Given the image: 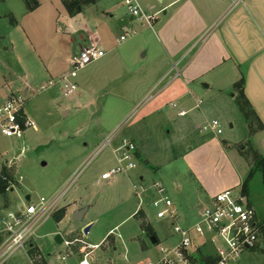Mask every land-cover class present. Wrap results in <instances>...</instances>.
Instances as JSON below:
<instances>
[{
	"label": "rangeland",
	"instance_id": "obj_1",
	"mask_svg": "<svg viewBox=\"0 0 264 264\" xmlns=\"http://www.w3.org/2000/svg\"><path fill=\"white\" fill-rule=\"evenodd\" d=\"M37 1L39 6L29 11L25 0H0V105L13 94H23L26 86L22 80L26 79L31 90L24 111L36 124L22 135L11 137L0 129V171L7 168L15 180L14 190L0 195V208L16 209L27 195L34 202L40 197L52 198L72 184L41 229L40 239L35 240L37 264H80L86 253L91 264L154 260L160 246L174 245L180 237L168 221L157 219L152 206L156 192L150 189L142 194L144 203L140 207L133 185L150 188L161 183L180 215L181 225L195 224L198 212L207 205L206 196L228 189L239 193L255 170L253 132L247 129L236 103L231 106L235 118L230 120L228 112L219 116L207 110V96L196 94L203 100L197 109L194 98L189 96L179 104L171 88L161 91V76L155 79L153 75L145 82L143 71L161 66V0H152L157 5L153 28L138 19L131 20L122 0H96L90 6L85 0H73L83 12L72 19L67 18L64 0ZM145 1L139 0L141 5ZM104 11L114 13L116 18L105 20ZM97 18L103 21V31L111 28L117 47L113 62L107 67L95 62L81 70L79 89L73 96L65 97L60 85L42 90L52 81L46 67L54 57L65 61L79 49L67 35L56 33L57 25L66 19L81 25ZM126 33V40L121 41ZM74 38L81 43L78 35ZM144 53L146 58H142ZM175 101L189 111L186 117H177L171 107ZM203 111L205 116L201 115ZM197 115L200 119L193 121ZM213 119L222 124L220 136L201 132ZM230 123L235 127L230 128ZM124 140L136 148V169L97 185L100 174L115 165L113 151ZM43 162L47 165L42 166ZM248 188L249 203L256 208L264 229L262 170L255 171ZM72 205L76 210L91 208L81 223L73 220L71 210L67 219L57 222L54 215L60 210L66 214ZM88 222L91 229L85 235L83 229ZM58 234L71 243L69 248L65 243L57 244ZM153 234L158 238L156 245L150 242ZM92 245L98 247L92 249ZM68 249L71 254L62 260ZM194 251L197 264L214 262L212 248ZM33 258L34 253H17L6 264H36ZM236 264H264V233Z\"/></svg>",
	"mask_w": 264,
	"mask_h": 264
},
{
	"label": "crops",
	"instance_id": "obj_2",
	"mask_svg": "<svg viewBox=\"0 0 264 264\" xmlns=\"http://www.w3.org/2000/svg\"><path fill=\"white\" fill-rule=\"evenodd\" d=\"M71 1L73 0H64L67 18L83 12L81 6L77 9L71 5ZM95 1L84 2L90 6V3ZM141 6L145 8L144 10H148L147 12L156 15L157 5L152 3V0L145 1ZM103 15L105 20L116 18L114 13L107 11H104ZM161 15V27H159L161 66L150 72L143 71L145 82L153 75L155 79L161 76V84L164 83L161 91L171 88L179 104L180 100L190 96L195 99L197 106L201 99H197L196 94L207 96L209 104L207 110L219 116L228 112L230 120L235 118L231 112L233 103H236L243 114L239 103L240 90L237 88L242 83L245 98L263 125L262 129H255L254 133H251L245 121L252 136L254 149L262 154L264 152V0H161ZM130 19L134 20L132 16ZM65 21L57 25V34L67 35L73 47L77 45L78 51L86 46H96L104 51L105 56L97 61L99 67H107L113 62L117 50L116 42L111 28L107 31L101 29L100 25L103 21L97 18V21L81 25L72 21L69 23L67 19ZM75 35L80 37L81 43H77ZM146 57L147 53H144L142 58ZM70 68L71 58L63 61L55 56L50 67H46V73L51 80H58ZM76 82L79 86L77 79ZM22 83L26 86L23 95L28 96L31 90L30 84L26 79L22 80ZM56 102H61V99L58 98ZM227 105L229 107H225ZM200 107L196 108L200 109ZM204 114L203 111L201 115L205 116ZM199 119L200 116L197 115L192 120ZM231 125L230 128L235 127L234 123H230ZM96 183L101 185L103 182L98 179ZM216 195L206 196L204 202L210 204ZM87 208L89 211L91 205ZM70 210L71 214L77 211L73 205L68 207L60 223L68 218Z\"/></svg>",
	"mask_w": 264,
	"mask_h": 264
},
{
	"label": "built area",
	"instance_id": "obj_3",
	"mask_svg": "<svg viewBox=\"0 0 264 264\" xmlns=\"http://www.w3.org/2000/svg\"><path fill=\"white\" fill-rule=\"evenodd\" d=\"M122 2L134 19L153 28L156 15L144 10L138 0H122ZM132 32L135 34L134 31ZM127 36L128 33L122 36L121 41L126 40ZM104 56L105 52L96 46L81 48L72 56L70 70L58 80L50 81L42 90L59 84L65 97L75 95L79 89L76 82L78 73ZM26 98L27 96L23 94H14L0 105V129L3 135L7 137L22 135L26 130L36 127L35 122L25 114ZM202 103L199 100L196 107L199 108ZM171 107L178 117L183 118L189 114V111L182 109L177 103H172ZM201 132L220 136L223 134L222 124L220 120L214 119L206 123ZM113 152L116 163L100 174V182H110L118 175L127 174L137 167V151L129 140H124ZM71 186L72 184L62 194L52 198L40 197L36 202L32 198L29 201L25 198L16 209L0 208V264H6L17 253L29 255V251L35 248V240L40 238L41 229L53 217ZM133 188L139 197L140 207L144 203L142 194L150 189L156 192L157 198L153 200L152 206L156 209L157 219L168 221L174 233L180 237L174 245L160 246L158 258L139 264H197L194 250L203 247L214 250V262L200 264H236L246 251L256 246L263 234V225L258 212L243 195L242 190L235 193L229 189L217 194L198 214V221L195 224L183 226L180 223V215L161 183H154L150 188L137 185H133ZM64 243L67 248L71 245L68 241ZM97 247L98 245L91 246L92 249ZM85 250L87 249H84V252ZM70 254L71 251L68 249L62 260ZM90 261V254L86 253L80 264H91Z\"/></svg>",
	"mask_w": 264,
	"mask_h": 264
},
{
	"label": "trees",
	"instance_id": "obj_4",
	"mask_svg": "<svg viewBox=\"0 0 264 264\" xmlns=\"http://www.w3.org/2000/svg\"><path fill=\"white\" fill-rule=\"evenodd\" d=\"M25 1H26L27 8H28L29 11H33L39 6V3H38L37 0H25ZM71 5L77 7V9H80L79 3H75L74 1H71ZM237 88H239V90H240L239 103H240V106H241L245 121L247 122V124L249 126V129L252 132L255 131V129H262L263 125L260 123V121L257 118L256 114L251 109V106H250L249 102L245 98V95L243 93L242 83H240ZM254 123H257V125H258L256 128L253 127ZM254 152H255L254 157H255V160H256L255 170L252 171L251 175L244 182V184L242 186V193L246 197L249 194V188H248L249 180L253 178V175H254L255 171L262 170L264 172V158L261 156V154L258 151L254 150ZM14 183H15V180H13V178L9 174V171L7 170V168H3L0 171V195H2V196L5 195L7 193V191L9 189H11L12 186H14ZM138 213H140V211ZM64 216H65V211L64 210H60L54 215V218H55V220L57 222H60L64 218ZM143 227H144V225H143ZM263 233H264V229H263ZM153 236H156V234H153ZM35 252H37V249L33 248V249H31L29 251V254L31 253V255H32L34 253L33 261L37 264L38 258L35 257Z\"/></svg>",
	"mask_w": 264,
	"mask_h": 264
},
{
	"label": "water",
	"instance_id": "obj_5",
	"mask_svg": "<svg viewBox=\"0 0 264 264\" xmlns=\"http://www.w3.org/2000/svg\"><path fill=\"white\" fill-rule=\"evenodd\" d=\"M65 113H66V112H65ZM230 127H232V125H231ZM19 153H20V152H19ZM18 155H19V154H18ZM46 165H47V164H46L45 162L42 163V166H46ZM30 199H31V196L28 195V196L26 197V200L29 201ZM87 211H88V208H87V207L75 211L74 214H73V220H74L75 222H77V223H81V222L83 221V218H84L85 214L87 213ZM90 229H91V225L86 226V227L84 228V234H85V235H88L89 232H90ZM56 242H57V244H63V243H64V239L62 238V236H61L60 234H58V235L56 236ZM150 242H151L152 245H156V244L158 243V239H157V237H156V236H152V237H150Z\"/></svg>",
	"mask_w": 264,
	"mask_h": 264
}]
</instances>
